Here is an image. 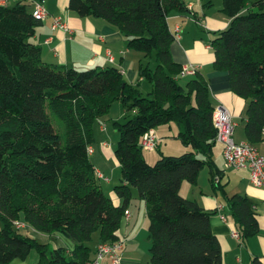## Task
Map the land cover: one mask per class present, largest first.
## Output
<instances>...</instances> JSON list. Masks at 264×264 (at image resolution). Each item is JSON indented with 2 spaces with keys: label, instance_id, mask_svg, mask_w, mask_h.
Instances as JSON below:
<instances>
[{
  "label": "trees",
  "instance_id": "trees-1",
  "mask_svg": "<svg viewBox=\"0 0 264 264\" xmlns=\"http://www.w3.org/2000/svg\"><path fill=\"white\" fill-rule=\"evenodd\" d=\"M69 10L106 20L124 34L129 50L154 57V69L145 62L138 69L151 91L144 96L115 67L79 71L44 62L30 41L43 20L26 4L0 5V264L33 251L38 264H92L95 235L101 244L118 241L133 188L147 207L151 264H223L211 214L180 193L184 182L197 184L205 167L214 188L224 189L213 160L217 131L208 80L200 72L181 78L172 57L176 36L168 17L185 11V2L70 0ZM223 11L231 23L211 41L214 69L227 72L232 92L248 103L245 136L257 145L264 141V0H223ZM115 102L126 112L125 122L113 124L120 137L115 155L122 182L115 193L121 206L101 189L89 154L94 124ZM172 123L193 151L149 164L142 137ZM222 194L245 242L258 232L257 217L245 197ZM22 221L74 246L49 256L48 245L16 229Z\"/></svg>",
  "mask_w": 264,
  "mask_h": 264
},
{
  "label": "crops",
  "instance_id": "crops-1",
  "mask_svg": "<svg viewBox=\"0 0 264 264\" xmlns=\"http://www.w3.org/2000/svg\"><path fill=\"white\" fill-rule=\"evenodd\" d=\"M69 1L8 0L5 6L14 7L23 3L28 6L30 12L34 13L36 4L43 3L48 16L30 41L41 48L44 62L71 67L79 71L96 67H115L122 71L126 81L137 85L143 92L147 86L144 85L145 80L139 76L138 69L140 64L146 60L144 55L129 50L124 34L106 20L93 16L80 17L77 13L70 11ZM183 1L186 4V10L183 12L172 11L168 17L169 28L176 36V40L171 46L172 57L181 66L191 64L200 67L199 72L208 80L214 107L228 109L233 120L237 123L234 133L235 141H247L244 117L248 103L232 92L228 73L214 69L215 56L211 41L215 34L226 30L231 23V19L223 11V0ZM56 18L63 21L66 29L53 28ZM108 54L112 55L113 63L109 62ZM149 65L151 67L150 62ZM149 87L151 91L150 84ZM125 121L124 107L119 102H115L108 115L96 120L94 124L95 141L90 147L93 150L90 158L96 170L97 182L104 193L110 194V198L117 206L123 204V201L115 193V187L121 185L122 174L115 155L120 137L113 124ZM154 131L159 140L158 148L152 152L146 151L149 156L145 155L147 162H156L162 156L193 151L191 146L178 139L179 130L175 123L158 127ZM256 147L264 156V141L257 144ZM215 150L216 147L213 154L214 165L215 169L220 172V176L216 180L224 187L223 192L214 188L211 170L209 167H205L200 172L197 184L191 185L184 182L180 193L184 198L197 201L211 214L212 232L219 241L223 264H255V261L264 264V188H256L252 185L248 170L225 168L223 147L221 162L216 160ZM222 193L228 197L234 195L245 197L257 217L258 232L245 242L241 237L235 238L233 235L239 233V229L225 204ZM126 212H128V216L125 213L117 234V242L123 244L120 253L121 259L117 264H151L152 241L147 207L134 188ZM50 237L51 239L56 237V240L51 242L54 250L74 246L71 242L60 237ZM100 245L98 240L94 250L97 251ZM38 259L39 257L32 252L25 260L16 259L10 264H38ZM100 264L116 263L105 258Z\"/></svg>",
  "mask_w": 264,
  "mask_h": 264
},
{
  "label": "built area",
  "instance_id": "built-area-1",
  "mask_svg": "<svg viewBox=\"0 0 264 264\" xmlns=\"http://www.w3.org/2000/svg\"><path fill=\"white\" fill-rule=\"evenodd\" d=\"M8 0H0V5L5 6ZM24 1V0H21ZM34 16L37 19L44 20L48 16L43 3H37L34 11ZM54 29H66L63 21L56 18L53 24ZM109 62L113 63L114 59L111 54H108ZM200 67L196 65L182 66L180 77H194L199 72ZM214 126L216 128V142L223 147V160L225 168L234 170H248L250 172V181L256 188H264V156L255 144L248 141L236 142L234 133L237 128V123L228 109L224 107L215 108ZM264 133V130H263ZM159 140L154 130H150L144 134L141 140V147L144 151H155L158 148ZM93 152L89 149V154ZM128 216V212H126ZM224 218V217H223ZM16 229H24L25 226L19 222L15 224ZM235 238H240L239 233L233 234ZM123 249L122 242L113 244H101L96 253V257L92 264H100L105 258H109L113 263L120 262V253Z\"/></svg>",
  "mask_w": 264,
  "mask_h": 264
},
{
  "label": "rangeland",
  "instance_id": "rangeland-1",
  "mask_svg": "<svg viewBox=\"0 0 264 264\" xmlns=\"http://www.w3.org/2000/svg\"><path fill=\"white\" fill-rule=\"evenodd\" d=\"M149 62L151 63V67L154 69L155 67H156V63H155V59H154V57H151V58H148L147 60H145V66H148V64H149ZM144 85H146L147 86V88L146 89H144L143 90V95L144 96H148V94L150 93V87H149V83L147 82V81H145V83H144ZM236 140H238V137H236ZM165 142V141H164ZM182 142V141H181ZM237 142V141H236ZM259 150V149H258ZM221 151H222V147H221V145L220 144H217V146H216V150H215V152H216V160L218 161V162H221V159H220V157H221ZM263 151V150H262ZM151 154V153H150ZM144 155H146V157L148 156V152H146V151H144ZM180 155H182V154H179V155H171V156H180ZM149 157V156H148ZM149 164H151V165H153L154 163H156V162H148ZM224 166H225V163H224ZM207 170V169H206ZM234 170V169H233ZM136 190V189H135ZM136 192H137V190H136ZM108 197H110V194L109 193H105ZM20 224H23L24 226H25V228L24 229H22L21 230V234L22 235H25V236H27V237H30L32 240H35L37 243H39V244H45V245H48L49 246V251H48V255L50 256V254L54 251V248H53V246H52V244H51V242L53 241L54 242V240H56V237H54V238H52L51 239V237L50 236H48V235H45V234H42V233H39V232H36V231H34L31 227H29V226H26L24 223H23V221L22 222H19ZM0 228H1V224H0ZM98 235H95V237H94V243H91L90 245L92 246V247H95V243H97V240H98V237H97ZM71 242V241H70ZM33 254L35 255V256H38V254H37V252L36 251H33Z\"/></svg>",
  "mask_w": 264,
  "mask_h": 264
}]
</instances>
